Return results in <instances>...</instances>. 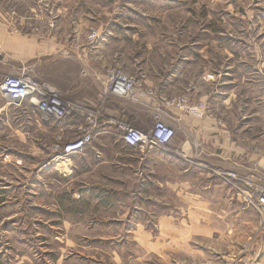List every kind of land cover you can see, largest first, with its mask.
<instances>
[{
    "label": "rangeland",
    "instance_id": "rangeland-1",
    "mask_svg": "<svg viewBox=\"0 0 264 264\" xmlns=\"http://www.w3.org/2000/svg\"><path fill=\"white\" fill-rule=\"evenodd\" d=\"M0 24L54 35L102 75L90 106L62 97L96 127L70 158L58 148L85 116L66 127L46 117L42 133L0 109V264H264V0H0ZM2 44L0 82L25 73L61 92ZM114 69L158 97L122 99L140 109L123 123L163 120L168 151L121 143L103 91ZM173 99L203 115L162 107Z\"/></svg>",
    "mask_w": 264,
    "mask_h": 264
},
{
    "label": "built area",
    "instance_id": "built-area-1",
    "mask_svg": "<svg viewBox=\"0 0 264 264\" xmlns=\"http://www.w3.org/2000/svg\"><path fill=\"white\" fill-rule=\"evenodd\" d=\"M96 33H91L88 36L91 42L99 38ZM106 78L103 90L106 97L113 96L134 102L147 99L157 100L158 98L152 89L142 87L139 81L121 70H108ZM0 92L16 103H21L26 99L34 100L39 111L50 119L63 120L73 114L85 116V124L78 123L75 126L78 131L77 136L59 146V156L61 157L70 158L81 153L92 142L94 133L96 134V127L91 119L93 114L87 108L74 103H66L59 91L46 82L34 79L29 74L21 73L6 76L0 82ZM162 105L164 108L184 109L196 117H201L204 112L202 104L188 105L186 99L164 100ZM116 129L119 131V139L126 146L140 150L160 147L168 151L174 137V130L163 120L154 122L147 130L123 122L117 123ZM257 204L264 209V190H261Z\"/></svg>",
    "mask_w": 264,
    "mask_h": 264
},
{
    "label": "crops",
    "instance_id": "crops-1",
    "mask_svg": "<svg viewBox=\"0 0 264 264\" xmlns=\"http://www.w3.org/2000/svg\"><path fill=\"white\" fill-rule=\"evenodd\" d=\"M0 37L2 38L4 53L8 56V62L19 61L24 66L31 67L34 70L37 68L36 65H38V69L41 70L40 75L45 76L48 79L46 81L58 86V89L61 91L60 94L64 99H72L86 107L96 100L97 91H99L97 86L99 85L100 88L102 75L98 74L97 69L93 68L92 65H88L85 71L81 70L82 64H80L77 55L80 52L73 49L65 50L62 44L58 42L56 36L53 35L50 40L40 42L36 38L10 35L4 29V24H0ZM87 59L86 62L91 63L88 57ZM33 60H39V64ZM0 97L5 98V102L0 106L1 110L6 108L7 113L12 114L14 118H22V122L29 121L33 123L37 131L42 133L47 132L48 124L45 122L46 117L39 111L34 100L26 99L21 103H16L2 93H0ZM131 103L117 97L110 98L107 102L108 105L105 108L106 117L115 120V127L117 122L120 123L127 120L128 108L132 111L131 114L134 117L140 113L139 106L136 103ZM174 115L178 116V113L175 112ZM175 116L173 119V116L169 117L172 123L178 121ZM79 117L81 116L73 114L68 117L67 123H65L64 119L57 120L51 118V124H57L58 127V125H61V122H64L65 124L62 123L64 127L72 126L80 119ZM63 126H60L59 129L61 130ZM104 128L102 127V129ZM121 143L126 146L122 141ZM185 144L184 142L182 146H185ZM237 200H239L238 197ZM229 211H233V209L229 208Z\"/></svg>",
    "mask_w": 264,
    "mask_h": 264
}]
</instances>
